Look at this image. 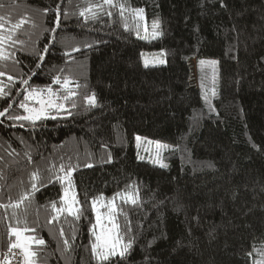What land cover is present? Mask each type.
<instances>
[{"label": "trees", "instance_id": "trees-1", "mask_svg": "<svg viewBox=\"0 0 264 264\" xmlns=\"http://www.w3.org/2000/svg\"><path fill=\"white\" fill-rule=\"evenodd\" d=\"M102 2L0 0V16L11 23L29 21L16 33L23 44H4L20 61H0V70L17 78L12 84L0 77L5 91L22 100L23 95H16L26 87L20 78L35 71L29 81L33 88L51 87L64 95L67 77L72 82L68 88L77 92L64 102L71 115L53 110L49 115L55 119L34 127L0 118V204L31 191V176L38 173V190L17 210L23 215L26 207L28 227L36 230L25 234L45 240L43 246L33 244L36 264H101L90 251L96 218L91 200L103 194L107 202L135 183L142 208L132 211L119 197L115 200L141 233L130 264H253L260 258L254 249L264 248V0H225L227 8L218 0H204L203 7L201 0H122L129 9H145L149 31L154 19L161 20L164 35L158 39L138 38L130 12L125 13L127 20L115 8L110 9L112 17L99 10L96 19L79 15ZM57 5L60 25L51 33L46 30L55 27ZM45 8L50 9L47 14ZM45 46L49 52L37 69L34 53ZM74 47L80 51L73 52ZM150 53L161 54L165 63L145 67L143 57ZM201 60L219 62L215 84L213 71L200 65ZM192 61L200 89L192 83ZM54 76L61 77V84L53 83ZM213 88L210 110L202 90ZM92 93L97 107L90 108L84 97ZM7 103L0 98V110ZM12 111L26 114L15 103ZM137 135L181 150L168 151L162 161L168 167L161 168L136 157ZM109 154L112 162L106 163ZM209 161L214 167L202 166ZM61 165L75 166L80 219L52 208L53 202L64 206L66 182L55 178L65 174ZM233 191L239 193L235 202L230 199ZM221 201L223 206L217 207ZM11 211L0 208V251L7 250V225L15 223L6 219ZM197 215L199 225L191 220ZM117 222L123 227L124 215L118 213ZM192 237L195 246L190 247Z\"/></svg>", "mask_w": 264, "mask_h": 264}, {"label": "snow or ice", "instance_id": "snow-or-ice-1", "mask_svg": "<svg viewBox=\"0 0 264 264\" xmlns=\"http://www.w3.org/2000/svg\"><path fill=\"white\" fill-rule=\"evenodd\" d=\"M219 5L221 8H227L228 5L225 3V0H218ZM105 5H107V10L105 9ZM204 6V0H201V7ZM117 9V14L121 17V19L127 20L128 17L125 16L126 12H130V17L134 21L135 28H136V34L138 38L140 39H158L164 35V32L162 30V22L159 18H156L153 20L151 24V30L149 31V28L146 23V17H145V9L144 8H134L129 9V6L126 2H122V0H103L101 4L96 5H89L84 10L80 11L79 15L82 17H85V19H96L97 18V11L103 12L108 17L113 16V12L110 9ZM50 11V9L45 8L43 9V12L47 14ZM60 5H57L55 9V15H56V21H55V27L51 29H47L46 31H50L51 33H55L56 29L60 25ZM242 13H238L240 15ZM66 15V14H65ZM264 19V17H262ZM145 22L141 24V22ZM29 21L26 19H21L18 22L11 23L10 21L6 20L5 16H0V61H8L12 60L13 64H19L20 61L16 59L15 52H7L4 49L5 42H9V46H14L15 44H23L24 41L18 40L16 38V33L18 30L22 29V26L25 23H28ZM6 24H10L6 28ZM33 26H35L33 22ZM125 29L127 30L129 25L126 22L124 24ZM141 29L144 32V35H141ZM52 42L55 41V35L51 37ZM90 47L91 45H87ZM73 52H79V48H73ZM49 52V48L47 46L44 47L42 51H37L34 53L36 56V68L40 69L44 63L45 57ZM65 56H71V52H66ZM155 59V58H153ZM158 63H165L164 59H160ZM200 65L208 64L213 71V84H215V78H216V65L219 63L216 60L211 61H205L201 60ZM144 66H149V60L148 58L144 59ZM4 68H7V65H4ZM60 71H63V69H60ZM37 73L35 71L31 72L29 78L25 79L23 77L20 78V84L24 85L22 91L20 89H17L16 95H23V99L19 102L12 99V92L9 89L8 91H5V86L2 82H0V98L7 99L8 103L7 106L4 107L2 110H0V118H6L9 121H17L20 122V127H25L24 122H28L30 126H35L38 121H42L44 119H55V115H49L50 111H55L57 114L61 112H66L68 115H71V112L68 111L66 108V105L64 102L70 101L73 97L77 95V92L72 91L70 88H68V85L72 82L67 78L64 77L63 79V86L67 89V94L61 95L56 91H53L51 87H47L46 89H37L33 88L30 85V79L31 76H35ZM7 77V80L15 84L16 77L9 74L6 70H0V77ZM53 83L55 84H61V77L54 76L53 77ZM77 88L80 87L79 84L76 85ZM202 87H203V81H202ZM213 96L215 95V88L212 89ZM84 100L86 104L90 107H97V98L96 94L92 93L91 95H87L84 97ZM29 101H34L38 107L35 106H29ZM205 102L209 104L210 110H214L211 108L210 101L208 100L207 94L205 93ZM17 104L18 108L23 109L24 113L26 114H18L12 111L13 104ZM72 107H76V104L73 102ZM0 123H3V120H0ZM15 126V125H13ZM137 144L139 146V142L141 141V137L137 135L135 137ZM149 143H152L149 141ZM156 143V158L153 161L154 163L158 164L161 168H167L168 165L162 162L161 156H160V150H169L171 152H176L178 150H181L178 148V146H169L167 144H162L160 142ZM182 151L187 152V149L184 148ZM27 155V154H26ZM29 159L31 157L29 156ZM138 159H143V157H140L138 155ZM106 163H111L112 158L109 154L107 159L104 161ZM86 167H92L91 164H86ZM208 168L214 167V164L212 162H205L204 165ZM60 172L65 173L63 176L57 175L55 178L59 180L61 183L66 182L67 186L64 188V195L61 198L63 202V207L58 208L56 203H52V208L57 213H62L64 211H67L70 215H73L76 219H80V217L83 215V205L77 198V193L74 190V182L72 180V174L73 171H75V166L69 165L67 166V169L64 165H61L59 168ZM39 179L38 173L34 172L31 176V180L33 183H31V191H24L22 192L19 197L15 200L9 199L8 203L0 204V208H4L6 211L8 209H11V216L7 217L6 219H11L15 221L14 224L10 223L7 225V253L3 260H0V264H11V259L15 258L17 260V264H36V257L37 252L33 250V244L43 246L45 245V240L42 238H37L36 236H29L25 233L28 232H35L36 230L34 228L28 227L27 224V209L25 207L24 214L19 215L17 210L21 208L22 205L25 204V201H28L32 195V192L38 190L37 184L35 181ZM42 183V181H41ZM264 191V189H262ZM239 193L237 191H233L231 193L230 199L235 202L238 198ZM119 197L123 204L130 205L132 211H136L143 207V200L140 196V188L135 183L126 185V188L122 192H117L110 200L107 201V203H104V196L101 194L98 197H94L91 200V207L92 210L96 212V218L95 223L92 224L91 227V234L94 238L93 241L90 244V251L92 256L101 264H130V261L133 258L134 252H135V246L137 244V240L141 233L139 231H134L132 221L128 219L127 213L124 211L122 207L118 208V206L115 203L116 198ZM87 199V198H86ZM153 199H155V194H153ZM162 203V201H161ZM224 204L223 201L219 205H216L217 207H222ZM100 208H106V213H101ZM250 211V210H249ZM124 215L125 217V223L123 227L120 223L117 222V214ZM53 219H56V217H53ZM193 222L196 223V225H199L200 223V217L199 215L193 216L191 218ZM105 221L107 223H105ZM51 223V221H49ZM23 225V226H21ZM142 225H137L136 228H141ZM99 228V231L96 229ZM189 236L192 234L191 228H189ZM60 235L61 237H64L65 233L63 228L60 229ZM164 235L163 233L161 234ZM210 236L214 239V235L210 232ZM14 237V239H12ZM75 237L73 236V240ZM195 237H192V239L189 240V246H195L194 245ZM152 241L148 242V245L145 247V251L147 250V247L151 246ZM63 244L65 246V249H69L71 247L70 242L68 239L63 240ZM178 247H184L183 243L181 241H177ZM13 250H18L17 252H14ZM257 252V255L260 257L257 260L253 261V264H264V248L260 249H254ZM249 256L252 255L251 252L248 253ZM22 258V259H21ZM146 260H148V257H145Z\"/></svg>", "mask_w": 264, "mask_h": 264}, {"label": "rangeland", "instance_id": "rangeland-1", "mask_svg": "<svg viewBox=\"0 0 264 264\" xmlns=\"http://www.w3.org/2000/svg\"><path fill=\"white\" fill-rule=\"evenodd\" d=\"M145 58H148L149 65L161 64V63H158V61L160 59H163L162 55L159 54V53L145 54V56L143 57V60ZM153 58H155V59H153ZM205 61H211V60H205ZM196 64L197 63L195 61H192L190 63L191 69H192V73H193L192 83L195 86V88H197V89L199 88L200 89L199 83H198L197 78H196ZM203 66L204 67L207 66V69L212 71V68L208 64H205ZM205 93L207 94V97H209V95L212 93V91L211 90L207 91L206 89H203L202 90V95H203L204 99H205ZM29 102H31V105H29V106L38 107V105H36L34 101H29ZM141 138L142 139L139 142V146H138L137 141L135 139V141H136L135 142L136 157L138 158V155H139L140 157H143V159H139V160H144V161L153 163L155 165H158V164L153 162L155 160V158H156V153H157L156 143L155 142H160L162 144H167V143L161 142V141H156V140H151V139L144 138V137H141ZM149 141H151L152 143H149ZM167 145H169V144H167ZM168 151L169 150H160V156H161L162 161H163V158H164L165 154ZM66 186H67V184H66ZM104 203H107V202H104ZM99 210H100L101 213H106L107 212L106 208H100ZM95 216H96V212H95ZM105 223H107V222L105 221ZM96 230L99 231V228H97Z\"/></svg>", "mask_w": 264, "mask_h": 264}, {"label": "built area", "instance_id": "built-area-1", "mask_svg": "<svg viewBox=\"0 0 264 264\" xmlns=\"http://www.w3.org/2000/svg\"><path fill=\"white\" fill-rule=\"evenodd\" d=\"M14 252H17L18 250H13ZM7 253V250L5 251H0V260H3L5 255ZM22 259V258H21ZM11 264H17V260L15 258L11 259Z\"/></svg>", "mask_w": 264, "mask_h": 264}]
</instances>
